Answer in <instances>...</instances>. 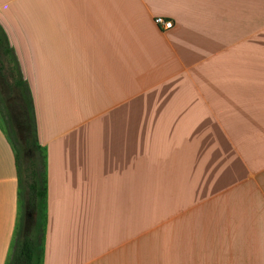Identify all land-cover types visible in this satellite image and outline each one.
Returning <instances> with one entry per match:
<instances>
[{
  "label": "crops",
  "instance_id": "obj_1",
  "mask_svg": "<svg viewBox=\"0 0 264 264\" xmlns=\"http://www.w3.org/2000/svg\"><path fill=\"white\" fill-rule=\"evenodd\" d=\"M0 24L45 151L41 264H264V0H0ZM19 208L0 123V264Z\"/></svg>",
  "mask_w": 264,
  "mask_h": 264
},
{
  "label": "trees",
  "instance_id": "obj_2",
  "mask_svg": "<svg viewBox=\"0 0 264 264\" xmlns=\"http://www.w3.org/2000/svg\"><path fill=\"white\" fill-rule=\"evenodd\" d=\"M0 74L16 95L14 103L18 108L19 122L23 126V145L31 153L27 160L15 151L17 162L19 201L26 213L33 216L30 221L23 220L21 214L15 228L16 240L9 257V264H41L43 237L46 222V160L45 151L36 135L35 114L30 87L22 73L10 45L5 30L0 24ZM9 105L11 102H8ZM10 115V123L16 124L15 115ZM17 117V116H16ZM18 137V141H19ZM21 142V141H20ZM19 152V151H18Z\"/></svg>",
  "mask_w": 264,
  "mask_h": 264
},
{
  "label": "rangeland",
  "instance_id": "obj_3",
  "mask_svg": "<svg viewBox=\"0 0 264 264\" xmlns=\"http://www.w3.org/2000/svg\"><path fill=\"white\" fill-rule=\"evenodd\" d=\"M1 79V76H0ZM9 88L6 86V84L0 80V123L3 126V128L5 129V131L7 132L8 137L11 139V141L13 142V146L15 148V151L17 153H19V157L20 154L22 155V160L25 161L27 160L29 154L31 153V150H29L26 146L23 145V126L22 124H20L19 122V114L18 113V108L16 106V104L14 103V99L16 97V95L13 93L10 94ZM8 102H11V104L9 105ZM15 115L16 119V123L15 125L10 123V115L9 114H13ZM17 116V117H16ZM18 137L20 138L18 141ZM21 141V142H20ZM19 151V152H18ZM19 215H23L24 219L27 222L30 221L31 217L33 216L31 213H26L23 209V207L20 205L19 208ZM18 226V222L16 227ZM14 246L12 247L11 250H13Z\"/></svg>",
  "mask_w": 264,
  "mask_h": 264
},
{
  "label": "built area",
  "instance_id": "obj_4",
  "mask_svg": "<svg viewBox=\"0 0 264 264\" xmlns=\"http://www.w3.org/2000/svg\"><path fill=\"white\" fill-rule=\"evenodd\" d=\"M154 22L161 27H169L172 25V19L163 17L162 15H155L153 17Z\"/></svg>",
  "mask_w": 264,
  "mask_h": 264
}]
</instances>
